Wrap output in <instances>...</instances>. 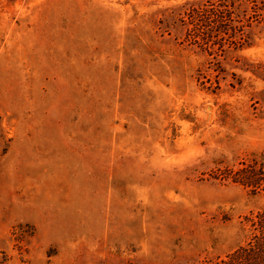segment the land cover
Instances as JSON below:
<instances>
[{"label":"rangeland","instance_id":"374dc122","mask_svg":"<svg viewBox=\"0 0 264 264\" xmlns=\"http://www.w3.org/2000/svg\"><path fill=\"white\" fill-rule=\"evenodd\" d=\"M0 264H264V0H0Z\"/></svg>","mask_w":264,"mask_h":264},{"label":"trees","instance_id":"16d2710c","mask_svg":"<svg viewBox=\"0 0 264 264\" xmlns=\"http://www.w3.org/2000/svg\"><path fill=\"white\" fill-rule=\"evenodd\" d=\"M239 172L241 174L242 172H244V169H242V171H239ZM235 180L237 182H241V184H243L246 187H257V182L254 179H252L250 176L248 178L247 177L246 178H235Z\"/></svg>","mask_w":264,"mask_h":264}]
</instances>
